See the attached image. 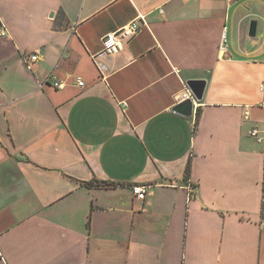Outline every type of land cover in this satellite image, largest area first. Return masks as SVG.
Wrapping results in <instances>:
<instances>
[{
	"label": "crops",
	"instance_id": "0c3cea01",
	"mask_svg": "<svg viewBox=\"0 0 264 264\" xmlns=\"http://www.w3.org/2000/svg\"><path fill=\"white\" fill-rule=\"evenodd\" d=\"M1 25L0 264H264V0H0Z\"/></svg>",
	"mask_w": 264,
	"mask_h": 264
},
{
	"label": "built area",
	"instance_id": "2783aa9c",
	"mask_svg": "<svg viewBox=\"0 0 264 264\" xmlns=\"http://www.w3.org/2000/svg\"><path fill=\"white\" fill-rule=\"evenodd\" d=\"M228 1H231V0H228ZM138 30H139V24L136 21H131L130 23L120 27L116 31L105 33L101 38V42H102L101 52L110 54V53H115L119 51L122 48L123 42L129 37L135 35L138 32ZM5 34H6V29L4 26L1 25L0 35L4 36ZM224 41H225V37L224 35H222L221 42L219 45L220 51L222 53L227 51V45L224 44ZM38 58H39L38 52L35 51L31 54L24 55L23 63L28 70H32ZM47 81L48 79H46L44 83L46 84ZM44 83H41L39 85L42 87ZM77 84L79 86H82L83 82L77 80ZM53 85L57 88H62L64 86L63 82L60 80L54 81ZM259 90L261 93L264 94V78L259 84ZM186 98H191V95L190 94L188 95V93L185 95H182L181 100L186 99ZM250 134L257 142H264V135H260L259 130L257 128L251 129ZM146 189H147V186L145 185L135 184V185H132L131 187L132 194L139 200H142L145 198Z\"/></svg>",
	"mask_w": 264,
	"mask_h": 264
},
{
	"label": "water",
	"instance_id": "95a60500",
	"mask_svg": "<svg viewBox=\"0 0 264 264\" xmlns=\"http://www.w3.org/2000/svg\"><path fill=\"white\" fill-rule=\"evenodd\" d=\"M50 13L49 16H52ZM249 36H255L256 34V21L252 20L249 25ZM187 87L194 98L201 99L205 82L203 80H187ZM173 110L183 116H189L192 110V100L191 98L184 99L180 103L174 106Z\"/></svg>",
	"mask_w": 264,
	"mask_h": 264
},
{
	"label": "trees",
	"instance_id": "16d2710c",
	"mask_svg": "<svg viewBox=\"0 0 264 264\" xmlns=\"http://www.w3.org/2000/svg\"><path fill=\"white\" fill-rule=\"evenodd\" d=\"M187 171H188V167L186 168V172ZM89 184H91L92 186H98V187H104V188L115 186V183L113 182L97 181V180ZM262 216L264 217V204L262 205Z\"/></svg>",
	"mask_w": 264,
	"mask_h": 264
},
{
	"label": "rangeland",
	"instance_id": "374dc122",
	"mask_svg": "<svg viewBox=\"0 0 264 264\" xmlns=\"http://www.w3.org/2000/svg\"><path fill=\"white\" fill-rule=\"evenodd\" d=\"M132 187V186H131Z\"/></svg>",
	"mask_w": 264,
	"mask_h": 264
}]
</instances>
